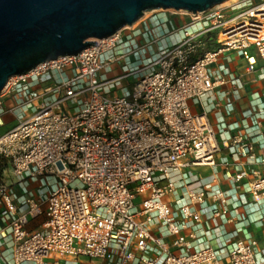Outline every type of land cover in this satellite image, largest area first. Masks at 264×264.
I'll use <instances>...</instances> for the list:
<instances>
[{"label": "built area", "instance_id": "obj_1", "mask_svg": "<svg viewBox=\"0 0 264 264\" xmlns=\"http://www.w3.org/2000/svg\"><path fill=\"white\" fill-rule=\"evenodd\" d=\"M173 12L188 16L170 28L179 34L173 44L156 49L152 39L128 48L126 26L7 81L0 127L6 115L15 125L0 132V156L16 179L54 183L36 200L26 198L17 215L12 189L0 179V219L8 222L7 232L0 230V264H257L251 237L189 250L183 232L204 215L224 216L231 193L189 187L181 177L217 165L216 132L189 103L224 83L212 69L223 53L242 56L252 70V47L264 63V0ZM222 146L230 150L219 164L232 190L243 186L253 203L264 200V170L240 161L264 163V148L255 157L240 133ZM38 216L43 222L29 230Z\"/></svg>", "mask_w": 264, "mask_h": 264}, {"label": "crops", "instance_id": "obj_2", "mask_svg": "<svg viewBox=\"0 0 264 264\" xmlns=\"http://www.w3.org/2000/svg\"><path fill=\"white\" fill-rule=\"evenodd\" d=\"M162 11L149 12V14L143 15L122 32L124 36L129 35L131 38L127 44L128 48H137L149 40L156 39L155 47L157 49L179 40V34L170 32V28L181 26L188 20V16L178 12H170V10ZM249 55L255 62L252 70L248 69V61L235 52L220 55L212 69L218 77L223 78L224 83L216 84L213 90L197 102L189 103L193 112L207 115L216 132L221 151L217 155L215 167L194 168L181 179L189 184V187L203 184L209 186V189L230 190L231 204L228 205L227 213L224 216L213 221L208 220L207 216L204 215L200 224H192L183 233L186 235L190 251L204 245L219 248L226 240L233 241L251 237L257 241V264H264V200L253 203L249 196L244 193L243 186L235 191L232 190L230 182L225 177V170L219 164L222 158L230 160L229 148L222 146L229 135L236 133L245 135L248 142L252 143L255 148V157L261 153L260 148H264V63L252 47L249 49ZM127 58L132 59L133 57L130 55ZM124 63V61L121 62V64ZM116 70L119 68L116 67ZM11 117L14 119L13 116ZM9 128L11 126L9 127L4 123L0 127V132ZM240 161L245 168L264 170V163H260L257 158L241 157ZM0 179L10 185L12 189V201L16 206L17 215L25 210L26 206L23 202L26 198L32 196L36 200L46 193L54 183L52 179H45V181L25 179L20 181L12 175L10 166L2 171ZM241 195L246 200L242 204L237 202ZM3 210L4 206L0 204V212ZM43 220V216L31 219L27 228L29 230L37 229ZM7 224V220L0 219V230L7 232ZM154 232L158 233V230ZM165 240L170 243L172 237H167ZM173 251L176 250L173 249ZM219 254L222 255L223 250ZM4 256L8 257V252Z\"/></svg>", "mask_w": 264, "mask_h": 264}, {"label": "water", "instance_id": "obj_3", "mask_svg": "<svg viewBox=\"0 0 264 264\" xmlns=\"http://www.w3.org/2000/svg\"><path fill=\"white\" fill-rule=\"evenodd\" d=\"M227 0H0V94L7 81L76 56L145 13H203Z\"/></svg>", "mask_w": 264, "mask_h": 264}, {"label": "rangeland", "instance_id": "obj_4", "mask_svg": "<svg viewBox=\"0 0 264 264\" xmlns=\"http://www.w3.org/2000/svg\"><path fill=\"white\" fill-rule=\"evenodd\" d=\"M233 1H235V0H233ZM233 1H230V2H228L227 4H229V3H231V2H233ZM226 4V5H227ZM174 10H170V12H173ZM152 12H154V11H152ZM155 12H161V11H155ZM169 12V11H168ZM149 13V12H148ZM147 15V14H146ZM112 69L114 70L113 71V73L111 74L112 76L114 75V74H117L118 73V70H116V66H113L112 67ZM3 122L5 123V124H7L9 127L11 126H13L14 124H15V121H14V119L11 117V116H4L3 117Z\"/></svg>", "mask_w": 264, "mask_h": 264}, {"label": "trees", "instance_id": "obj_5", "mask_svg": "<svg viewBox=\"0 0 264 264\" xmlns=\"http://www.w3.org/2000/svg\"><path fill=\"white\" fill-rule=\"evenodd\" d=\"M9 166V162L3 156H0V178L2 171Z\"/></svg>", "mask_w": 264, "mask_h": 264}, {"label": "bare ground", "instance_id": "obj_6", "mask_svg": "<svg viewBox=\"0 0 264 264\" xmlns=\"http://www.w3.org/2000/svg\"><path fill=\"white\" fill-rule=\"evenodd\" d=\"M230 1H233V0H227V1H225V2H223L222 4H219V5H226V4H227L228 2H230ZM5 86H6V85H5ZM5 86H4V87H5ZM3 91H4V88L2 89V92H3ZM2 92H1V93H2Z\"/></svg>", "mask_w": 264, "mask_h": 264}]
</instances>
